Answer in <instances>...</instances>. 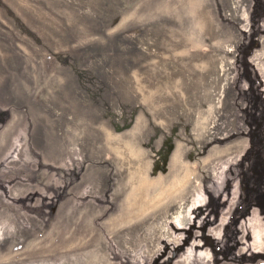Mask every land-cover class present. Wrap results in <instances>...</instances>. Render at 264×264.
I'll use <instances>...</instances> for the list:
<instances>
[{
	"label": "rangeland",
	"instance_id": "rangeland-1",
	"mask_svg": "<svg viewBox=\"0 0 264 264\" xmlns=\"http://www.w3.org/2000/svg\"><path fill=\"white\" fill-rule=\"evenodd\" d=\"M0 264H264V0H0Z\"/></svg>",
	"mask_w": 264,
	"mask_h": 264
}]
</instances>
